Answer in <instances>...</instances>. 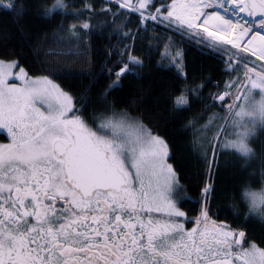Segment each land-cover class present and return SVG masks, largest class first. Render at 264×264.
I'll return each mask as SVG.
<instances>
[{"label":"snow or ice","instance_id":"1","mask_svg":"<svg viewBox=\"0 0 264 264\" xmlns=\"http://www.w3.org/2000/svg\"><path fill=\"white\" fill-rule=\"evenodd\" d=\"M0 12L21 48L34 12L35 42L45 43L32 49L28 69L0 26V55L10 57L0 59V264H264V247L241 226L264 228V186L244 189L248 212L236 226L210 215L219 150L239 154L241 167L258 159L264 182V146L250 157L246 143L256 124L250 108L264 97V0H0ZM58 16L53 47L43 26ZM97 36L107 43L93 58ZM189 43L226 65L228 81L208 99L227 104L224 116L212 115L232 129L223 140L194 130L192 150L205 166L195 200L170 162L169 141L145 123L155 120L145 103L153 90L125 93V81L141 80L155 63L164 73L158 85L179 81L170 98L176 119L193 101L214 107L203 84H188Z\"/></svg>","mask_w":264,"mask_h":264},{"label":"trees","instance_id":"2","mask_svg":"<svg viewBox=\"0 0 264 264\" xmlns=\"http://www.w3.org/2000/svg\"><path fill=\"white\" fill-rule=\"evenodd\" d=\"M49 6L55 3V0H44ZM66 3L79 5L80 0H65ZM60 19L58 16L56 20L49 21L47 25L43 26V31L48 33L49 44H53L55 37L53 31L56 28L57 22ZM27 27H25V38L29 41V45L21 48L19 44L18 33L15 31V25L11 17L7 13L0 12V26H7L11 32V39L7 41V47L20 59L22 66L32 69L34 67L32 62V49L45 47L44 41L35 42L39 22L36 20L34 12H30L28 17ZM21 21L20 23H24ZM107 41L101 39L99 36L95 37L92 41L93 51L90 54L93 58L96 56V50L106 44ZM63 47V45H59ZM186 52L187 68L190 75L188 80L189 86L203 84L201 89L203 101L208 105L214 107H205L204 103L200 101H193L191 107L184 111L181 119H176L175 113L172 112V104L170 98L177 94L179 81H174L170 85H158L157 81L164 75L155 63L149 64L145 70L143 78L139 81L130 79L125 81V93L127 96H136L142 90L151 88L152 94L146 96L145 103L151 109V115L155 120H148L145 117V123L154 128V131L165 137L170 144L171 154L174 156V168L180 176V182L184 188L188 189V196L193 200L198 198L196 184L198 183L197 177L204 172V164L194 156L192 150V142L195 138L193 132L196 128L205 134V138L210 139L213 135L221 132L223 125L226 129L222 132L224 135L228 133L227 124L222 119L215 118L212 114L215 112L219 116H224L227 113V104L220 101H211L208 99L209 93L215 94L217 91L224 87V84L229 79V74L221 61V59L214 53L207 49H202L195 43H189L184 46ZM0 55V59H8ZM44 59V57H41ZM48 59H55L50 57ZM79 70L87 72L89 66L87 64L75 65ZM99 70L97 69V73ZM65 87L68 85L64 81H58ZM87 84L84 81L80 86ZM161 87L166 89L164 95L160 97L159 104H151L152 99L160 94ZM228 103L229 99H226ZM119 107H127L126 103H121ZM133 114H136L132 108H129ZM211 118V119H210ZM194 121V124H189V121ZM185 125H188L185 127ZM222 140V139H221ZM0 141L4 142V136H0ZM252 143L255 148L259 150L264 146V132H261ZM236 155L237 157H235ZM219 170L217 172V193L215 199L211 204V212L213 219H217L224 223L236 226L239 221L236 215L244 216L248 212L247 202L242 198L245 188L251 187L253 190L259 191L264 182L260 177V161L254 159L248 163L247 166L241 167L243 164L242 158L239 154H233L231 150H219ZM251 173V174H250ZM183 204V201H182ZM235 205V208L233 207ZM184 210L192 215L190 206L184 205ZM190 225V224H189ZM246 232L247 239L255 242L259 247H264V228L255 221L241 225Z\"/></svg>","mask_w":264,"mask_h":264},{"label":"clouds","instance_id":"3","mask_svg":"<svg viewBox=\"0 0 264 264\" xmlns=\"http://www.w3.org/2000/svg\"><path fill=\"white\" fill-rule=\"evenodd\" d=\"M261 103H264V97H257L250 108V111L253 113V118L256 121L255 126L251 127L246 140V143L250 149V157H254L256 154V148L252 143L253 139L256 138L262 131H264V115H262L259 111V106Z\"/></svg>","mask_w":264,"mask_h":264},{"label":"rangeland","instance_id":"4","mask_svg":"<svg viewBox=\"0 0 264 264\" xmlns=\"http://www.w3.org/2000/svg\"><path fill=\"white\" fill-rule=\"evenodd\" d=\"M226 99H229V102L231 101V99L230 98H227L226 97ZM227 130H228V135H229V138H231V131H232V129L229 127V126H227ZM226 129V126L225 125H223V127H222V130H221V132H219L217 135H219V139L221 140H223L224 138H222V136H223V131ZM223 132V133H222ZM235 157H237L236 155H234ZM238 158V157H237Z\"/></svg>","mask_w":264,"mask_h":264},{"label":"flooded vegetation","instance_id":"5","mask_svg":"<svg viewBox=\"0 0 264 264\" xmlns=\"http://www.w3.org/2000/svg\"><path fill=\"white\" fill-rule=\"evenodd\" d=\"M0 136H2V135H0ZM0 142H1V141H0ZM4 142H7V141H4ZM186 226H187V227H191L192 225H191V224H190V225L188 224V225H186Z\"/></svg>","mask_w":264,"mask_h":264}]
</instances>
